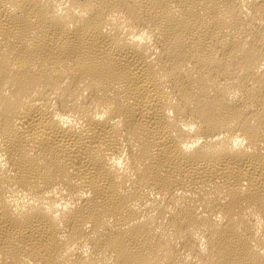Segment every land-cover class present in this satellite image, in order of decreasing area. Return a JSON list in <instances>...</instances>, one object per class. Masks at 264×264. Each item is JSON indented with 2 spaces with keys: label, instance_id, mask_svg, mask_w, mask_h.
Instances as JSON below:
<instances>
[{
  "label": "bare ground",
  "instance_id": "6f19581e",
  "mask_svg": "<svg viewBox=\"0 0 264 264\" xmlns=\"http://www.w3.org/2000/svg\"><path fill=\"white\" fill-rule=\"evenodd\" d=\"M0 264H264V0H0Z\"/></svg>",
  "mask_w": 264,
  "mask_h": 264
}]
</instances>
